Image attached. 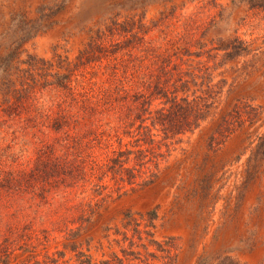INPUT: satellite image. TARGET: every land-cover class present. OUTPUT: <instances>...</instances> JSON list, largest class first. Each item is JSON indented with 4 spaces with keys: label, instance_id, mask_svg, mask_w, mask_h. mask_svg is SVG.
<instances>
[{
    "label": "rangeland",
    "instance_id": "374dc122",
    "mask_svg": "<svg viewBox=\"0 0 264 264\" xmlns=\"http://www.w3.org/2000/svg\"><path fill=\"white\" fill-rule=\"evenodd\" d=\"M92 41L108 53L95 49L88 63L82 52ZM130 54L142 57L130 72L178 97H204L198 128L164 138L157 126L155 141H49L61 110L81 133L118 123L114 111L60 108L67 92L55 82L71 74L74 96H96L115 88L108 66L124 79L115 63ZM19 95L32 103L10 123L4 111ZM160 107L156 99L150 109ZM224 120L230 130L218 133ZM263 135L264 0H0V174L28 171L51 150L85 165L67 198L51 191L40 204L22 195L21 205L38 209L30 229L41 239L45 232L48 252L93 262L133 250L155 264H264V161L254 154ZM42 181L36 190L49 189ZM8 200L0 194V214ZM26 255L0 249L9 264Z\"/></svg>",
    "mask_w": 264,
    "mask_h": 264
},
{
    "label": "trees",
    "instance_id": "16d2710c",
    "mask_svg": "<svg viewBox=\"0 0 264 264\" xmlns=\"http://www.w3.org/2000/svg\"><path fill=\"white\" fill-rule=\"evenodd\" d=\"M103 37L101 35L98 39L101 40ZM97 44L95 41L90 42L89 49L82 52L88 63L97 60L95 49L99 53H108L106 47H99ZM117 52L115 50L113 53H109L116 54ZM83 61L80 58V65L83 64ZM131 64L134 67L141 65L142 57H134L130 54L127 61H116L115 65L124 69V79L121 80L117 75L116 66H108L109 80L115 88H107L103 93L96 96H88L85 93H79L78 97L74 96L72 94V83L74 81L71 74L57 79L55 86L63 90L66 89L67 92L65 101H57L60 108L64 104L65 108L77 105L81 112L88 111L90 116L114 111L117 113L116 120L118 123L112 127L105 124L106 133H97L93 128L88 132L81 133V130L78 129L80 121L76 119L74 122H70L65 116L61 115L64 113L61 110L58 112V116L53 118L50 126L53 135L49 138V141L63 143L67 141H110L111 137H115V141H122L125 136L128 137V141H155L154 136L156 134L153 133V129L157 130V126L164 138L188 131L192 132L198 128L200 121L205 118L204 97L194 96L191 100L188 97H178L169 92L164 84L147 81L145 76L141 73L138 74L135 69L130 72ZM113 78L116 84L111 80ZM127 81H130L131 89L125 88ZM67 97H70V100H67ZM156 99L160 101L161 107L151 110L150 106ZM27 100L28 97L25 95H19L14 103L4 111L6 116L10 118V123L15 121L21 113L28 112L32 102ZM123 107L125 108L124 111ZM36 112L40 113V110H36ZM2 122H8V120ZM97 122L99 120H96ZM229 126V122L224 120L219 125L218 133L228 132L231 127ZM73 130L75 131L74 134H72ZM38 140L42 141V137H38ZM51 152L50 156L46 151L39 153L34 168L28 171H3L0 174V194H8L9 197L8 205H5L0 214V236L2 237L0 249L6 251L19 249L22 254L26 253L27 260L23 261L22 264H155L152 262L150 254H142L133 250H123L122 257L113 254L110 260L93 262L82 253L76 252L72 258L65 259V254L62 251L48 252L45 249L47 243L45 232L42 231L43 237L41 239L35 234V231L30 229L34 223L33 219L38 218V209L33 210L32 205H21L22 195L28 194L31 200L38 201L40 204L49 201L48 195L54 193L51 191H55L54 196L67 198L71 192L70 190L76 187L78 179L83 176L85 167L84 162L78 161L76 158L70 160L67 151L64 157H55L54 151L51 150ZM139 153L142 154V152ZM254 154L257 160L264 161V135L259 139ZM109 163H116L118 171L127 170L131 174V178L134 177V169L124 168L118 159H110ZM37 181L48 184L49 189L39 188V190H36L34 184ZM224 262L233 263L229 258L221 260V263ZM0 264H9L8 257H3Z\"/></svg>",
    "mask_w": 264,
    "mask_h": 264
}]
</instances>
